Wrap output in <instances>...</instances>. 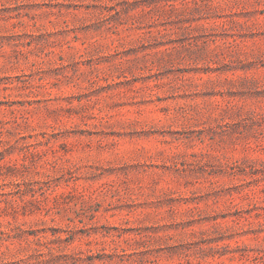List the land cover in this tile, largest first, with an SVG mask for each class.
<instances>
[{
    "label": "rangeland",
    "instance_id": "374dc122",
    "mask_svg": "<svg viewBox=\"0 0 264 264\" xmlns=\"http://www.w3.org/2000/svg\"><path fill=\"white\" fill-rule=\"evenodd\" d=\"M0 264H264V0H0Z\"/></svg>",
    "mask_w": 264,
    "mask_h": 264
}]
</instances>
